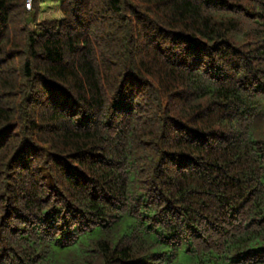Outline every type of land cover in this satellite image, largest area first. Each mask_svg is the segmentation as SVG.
Listing matches in <instances>:
<instances>
[{"label": "trees", "instance_id": "16d2710c", "mask_svg": "<svg viewBox=\"0 0 264 264\" xmlns=\"http://www.w3.org/2000/svg\"><path fill=\"white\" fill-rule=\"evenodd\" d=\"M45 1L0 0V264H264V0Z\"/></svg>", "mask_w": 264, "mask_h": 264}, {"label": "rangeland", "instance_id": "374dc122", "mask_svg": "<svg viewBox=\"0 0 264 264\" xmlns=\"http://www.w3.org/2000/svg\"><path fill=\"white\" fill-rule=\"evenodd\" d=\"M42 10L39 16L40 20L43 18H51L53 15H58V5L57 0H46L44 3L42 2Z\"/></svg>", "mask_w": 264, "mask_h": 264}, {"label": "built area", "instance_id": "2783aa9c", "mask_svg": "<svg viewBox=\"0 0 264 264\" xmlns=\"http://www.w3.org/2000/svg\"><path fill=\"white\" fill-rule=\"evenodd\" d=\"M31 1H32V0H28V5H30V4H31Z\"/></svg>", "mask_w": 264, "mask_h": 264}]
</instances>
